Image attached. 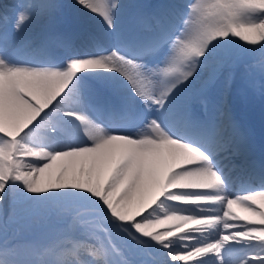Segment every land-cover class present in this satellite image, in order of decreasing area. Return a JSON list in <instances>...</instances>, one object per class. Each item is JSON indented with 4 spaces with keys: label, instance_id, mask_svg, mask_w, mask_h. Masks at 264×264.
<instances>
[{
    "label": "snow or ice",
    "instance_id": "snow-or-ice-1",
    "mask_svg": "<svg viewBox=\"0 0 264 264\" xmlns=\"http://www.w3.org/2000/svg\"><path fill=\"white\" fill-rule=\"evenodd\" d=\"M75 3L102 29L16 5L17 32L59 17L58 56L23 55L0 25V264H37L8 242L17 220L52 240L42 264H264V164L236 192L224 163L246 151L234 93L264 98V0L162 3L132 25L122 0ZM207 89L216 117L193 107Z\"/></svg>",
    "mask_w": 264,
    "mask_h": 264
},
{
    "label": "bare ground",
    "instance_id": "bare-ground-1",
    "mask_svg": "<svg viewBox=\"0 0 264 264\" xmlns=\"http://www.w3.org/2000/svg\"><path fill=\"white\" fill-rule=\"evenodd\" d=\"M79 6V5H78ZM43 15H36L32 18V20L27 23L23 28H24V35L23 37H26L28 35H30L32 32H34L35 30H37V24H41L40 20H44L46 21L47 17L43 16ZM78 16L80 18H82V20L87 24V25H91L92 27H95L96 29H100L99 25H98V17L92 16L90 13H88L86 10H82L79 7V13ZM22 37V38H23Z\"/></svg>",
    "mask_w": 264,
    "mask_h": 264
},
{
    "label": "rangeland",
    "instance_id": "rangeland-1",
    "mask_svg": "<svg viewBox=\"0 0 264 264\" xmlns=\"http://www.w3.org/2000/svg\"><path fill=\"white\" fill-rule=\"evenodd\" d=\"M9 224H14L15 226L13 225V228H9L7 226V230L13 231L17 228V232L15 234H19V233L22 234L20 236H18V235L13 236V237L19 239L17 241H14L15 244H20V243L24 242L25 240L23 238H26L29 234H32V236H33L35 233H40L37 230H31V229L27 228L25 226V222L23 220H17V221L11 222ZM0 228H2V224H0ZM0 233H2V231H0ZM40 236L43 237V239H44V241L40 245V247H44V246L47 247L48 245H50L52 243V240L50 238H47V237L43 236L42 234H40ZM18 241L20 243H18ZM34 243H35V241L31 240V241L27 242V245H30L33 247Z\"/></svg>",
    "mask_w": 264,
    "mask_h": 264
}]
</instances>
